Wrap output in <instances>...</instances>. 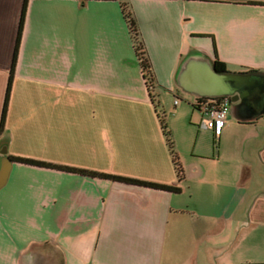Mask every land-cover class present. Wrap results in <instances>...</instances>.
I'll return each instance as SVG.
<instances>
[{
	"label": "crops",
	"instance_id": "obj_1",
	"mask_svg": "<svg viewBox=\"0 0 264 264\" xmlns=\"http://www.w3.org/2000/svg\"><path fill=\"white\" fill-rule=\"evenodd\" d=\"M22 3L0 0V116ZM215 57L228 71L255 70L264 87V0H28L0 164L5 150L179 191L12 160L0 264H264V97L231 102L215 136L179 85L188 61ZM163 92L192 96L195 110L173 101L167 123Z\"/></svg>",
	"mask_w": 264,
	"mask_h": 264
},
{
	"label": "trees",
	"instance_id": "obj_2",
	"mask_svg": "<svg viewBox=\"0 0 264 264\" xmlns=\"http://www.w3.org/2000/svg\"><path fill=\"white\" fill-rule=\"evenodd\" d=\"M27 1L28 0H23V3H22L21 15H20V19H19L16 39H15V45H14V50H13V57H12L11 67H10L9 76H8V80H7L6 94H5V99H4V103H3V107H2V111H1V116H0V132L3 130L4 124H5V118H6V112H7V107H8L10 89H11V84H12V80H13V73H14L13 71H14V66H15L16 57H17V51H18V47H19V43H20V39H21ZM121 7H122V12H123L124 18L127 22V26L129 28V32H130L132 40H133L135 55H136L138 64L141 68L143 79L145 80V84H147L149 92H150L151 91L150 88H152V86H153V77H152L150 62L146 56L142 42L139 39V34H138L136 22H135L133 15L131 14L130 10H128L125 3H122ZM212 66L218 72L228 71L226 68L225 62L221 61L217 57H215L214 60L212 61ZM251 71H255V70H249V72H251ZM201 98H204V97H201ZM153 100H154V98H153ZM199 100H200L199 97L196 98V101H199ZM193 105L195 107H198L196 103H194ZM158 117H159V122H160L161 128L163 130V133L166 136L167 145L169 146V148L171 150L170 152L172 155V161H173V164L175 167V171L177 172V177H178V179H180L182 177V172H181L182 169H181V166L179 164V161H178V158H177L175 152H173V150L171 148V141L168 137V131L166 129L164 116H163V114L158 113ZM9 157L13 161H18V162H22V163L51 167V168H56V169H61V170H66V171H73V172H78V173L84 174V175L108 178V179H112V180H118V181L130 183V184L142 185V186H147V187H152V188H157V189L179 191V187L175 186V185H168V184H163V183H158V182H153V181H148V180L137 179V178H133V177H127V176H122V175L106 173V172H102V171L89 170V169H85V168L72 167V166H68V165L52 163V162H48V161H44V160L32 159V158L23 157V156L9 155Z\"/></svg>",
	"mask_w": 264,
	"mask_h": 264
},
{
	"label": "water",
	"instance_id": "obj_3",
	"mask_svg": "<svg viewBox=\"0 0 264 264\" xmlns=\"http://www.w3.org/2000/svg\"><path fill=\"white\" fill-rule=\"evenodd\" d=\"M253 78L249 72H218L212 64L190 60L179 74V85L197 97L229 96L233 102L249 94L253 85H259ZM2 153L0 188L7 180L12 161L5 150Z\"/></svg>",
	"mask_w": 264,
	"mask_h": 264
},
{
	"label": "built area",
	"instance_id": "obj_4",
	"mask_svg": "<svg viewBox=\"0 0 264 264\" xmlns=\"http://www.w3.org/2000/svg\"><path fill=\"white\" fill-rule=\"evenodd\" d=\"M195 103L203 111V125L211 129L215 136L221 133L226 117L230 111L231 98L229 96L199 97ZM178 99H174V104Z\"/></svg>",
	"mask_w": 264,
	"mask_h": 264
},
{
	"label": "rangeland",
	"instance_id": "obj_5",
	"mask_svg": "<svg viewBox=\"0 0 264 264\" xmlns=\"http://www.w3.org/2000/svg\"><path fill=\"white\" fill-rule=\"evenodd\" d=\"M163 93H164L163 94V100L165 101V105H164L165 109H164V111L166 113V122L167 123H169L168 119L170 117L169 116V112L167 111V107H170V106L173 105V103H174L173 101H174L175 98L178 99L179 104H182V106L188 108V110H190V108H193L192 107V101H194V98L192 96H187L184 93H181L180 96H174L172 93H169V92H163ZM161 108L162 107L160 106V109ZM174 108H176V107H174ZM193 110H195V109L193 108ZM161 112H162V110H161ZM188 113H189V111L186 113L187 115L184 114V115H181L180 117H178L179 121L182 120V123L184 122V125H182V129H184L185 127H188L191 123H193V120L189 119L190 113H189V116H188ZM179 121L178 122L176 121V123H181ZM192 137H193V135H191L190 139H192Z\"/></svg>",
	"mask_w": 264,
	"mask_h": 264
},
{
	"label": "flooded vegetation",
	"instance_id": "obj_6",
	"mask_svg": "<svg viewBox=\"0 0 264 264\" xmlns=\"http://www.w3.org/2000/svg\"><path fill=\"white\" fill-rule=\"evenodd\" d=\"M254 81L260 84V77L259 76H254ZM256 86V85H253ZM251 87L250 89V93L248 96L244 97V101H246L247 99H255V98H263L264 97V87L262 86V84L259 85V87L254 91Z\"/></svg>",
	"mask_w": 264,
	"mask_h": 264
}]
</instances>
